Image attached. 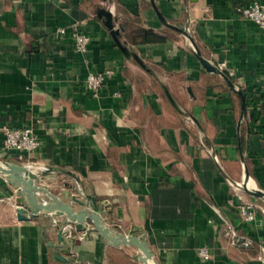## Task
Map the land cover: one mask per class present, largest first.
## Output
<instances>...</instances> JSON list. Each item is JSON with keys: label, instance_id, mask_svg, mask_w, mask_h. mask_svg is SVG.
<instances>
[{"label": "crops", "instance_id": "crops-1", "mask_svg": "<svg viewBox=\"0 0 264 264\" xmlns=\"http://www.w3.org/2000/svg\"><path fill=\"white\" fill-rule=\"evenodd\" d=\"M246 1L155 4L164 19L188 24L203 54L244 91L241 147L264 187V29L237 11ZM102 2L0 0V126H30L42 139L36 151L18 155L2 149L0 130V160L22 163L69 204L71 195L94 198L107 224L147 241L150 264H204L200 246L210 249L212 264H264V203L238 184L247 183L235 135L238 94L202 66L180 32L161 24L151 0H111L124 39L197 118L229 177L200 143L194 118L123 56L96 14ZM72 22L90 37L85 52L69 30L58 31ZM142 29L161 39L145 40ZM106 68L114 73L93 94L84 79ZM241 200L263 210L256 206L254 219L244 220ZM19 202L30 210L27 193L0 173V264H69L57 254L78 264H142L137 247L110 243L91 219L77 227L65 214L42 210L19 220Z\"/></svg>", "mask_w": 264, "mask_h": 264}, {"label": "water", "instance_id": "water-1", "mask_svg": "<svg viewBox=\"0 0 264 264\" xmlns=\"http://www.w3.org/2000/svg\"><path fill=\"white\" fill-rule=\"evenodd\" d=\"M102 1L103 2L96 8V14L108 29L109 33L111 34L117 46L119 47L123 56L127 60H131L135 62L144 71L149 73L154 79L157 80L169 103L180 114L186 116L188 119H189L188 117L189 115L193 117L195 120H197V118L194 117L192 114H190L188 111H187L188 115L182 111L181 109L182 106L180 105L176 97L173 95V93L171 92V90L163 80L162 76L153 67H151L148 63H146L139 56L137 51L133 49L124 39L122 35L123 26L121 23L117 21V18L113 13V9L111 7V0H102ZM151 2L155 6L156 13L161 24L167 28L180 32L185 37L189 47L198 57L202 66L209 72H215L219 74L223 78L225 84L232 91L238 94L240 99V114L236 123L235 135H236V142L239 152V161L241 164V179H246L251 191L259 196V199L257 200L259 202H264V187L259 185L256 179L252 176L251 171L247 165L245 154L242 150L241 142H240L241 129L243 124L247 120V108H246L244 91L230 77V75L225 70H223L218 65L214 64L211 61V59H209L207 56L203 54L199 45L194 39L188 24L182 25L164 19L161 16V13L159 12V9L155 4V0H151ZM193 123L197 127L200 143L211 155V157L215 161L218 170L222 174L229 176L223 169V166L219 160V157L215 149L210 143H207L206 136L205 133L202 131V128L195 122ZM0 173L5 175L6 180L9 182L10 187L14 191L19 190L23 193L29 194L27 196V203L31 206L29 211H26L20 202L17 205L16 213H17V218L19 220L31 219L42 210L57 211L60 214H65L70 221L76 222L77 227H81V225L85 223L86 218H89L93 221V228L97 230L103 237H105L107 241L115 245L128 244L137 247L141 252L140 259L142 260V264H150V261L152 260L153 256H152V251L150 250L147 244V241L144 240L141 236H135L134 234H132V232H123L107 224L103 218L102 211H100L101 210L100 206L97 204L94 198H90L89 196H87L86 200H83L75 195H71L72 202L71 204H69L67 201H63L60 197L57 196V194L49 191L44 185H42L38 176L31 169H29L22 163H13V162L0 160ZM39 193H42L44 195L46 201L41 200V197L38 195ZM68 196L69 194L66 191V197L68 198ZM74 203L82 206L81 209L75 210L73 207ZM241 203L242 204L249 203L254 206L260 207L259 203H257L256 201L241 200ZM69 229H70V225L66 223V225L62 227L59 237L61 238V233H66L67 231H69ZM57 256L66 263L78 264L76 261L68 257H65L61 254H57ZM263 256H264V248H263Z\"/></svg>", "mask_w": 264, "mask_h": 264}, {"label": "built area", "instance_id": "built-area-1", "mask_svg": "<svg viewBox=\"0 0 264 264\" xmlns=\"http://www.w3.org/2000/svg\"><path fill=\"white\" fill-rule=\"evenodd\" d=\"M240 15L253 20L264 29V0H247L245 4L236 7ZM69 30L76 50L85 52L90 41L89 35L81 30L78 22H72L67 26L58 27V31L63 33ZM114 73V69L89 71L84 79L86 88L93 94L99 92L107 78ZM2 132V149L22 155L31 153L42 144V139L30 126H12L9 123L0 126ZM255 207L245 203L239 206V214L244 220H252L255 217ZM196 254L204 264H212V252L207 246H200L196 249Z\"/></svg>", "mask_w": 264, "mask_h": 264}, {"label": "trees", "instance_id": "trees-1", "mask_svg": "<svg viewBox=\"0 0 264 264\" xmlns=\"http://www.w3.org/2000/svg\"><path fill=\"white\" fill-rule=\"evenodd\" d=\"M141 33H143L145 40L148 41H155L161 39V35H159V33L153 32L152 30L142 29Z\"/></svg>", "mask_w": 264, "mask_h": 264}, {"label": "bare ground", "instance_id": "bare-ground-1", "mask_svg": "<svg viewBox=\"0 0 264 264\" xmlns=\"http://www.w3.org/2000/svg\"><path fill=\"white\" fill-rule=\"evenodd\" d=\"M182 109V108H181ZM182 111L184 112V113H186L183 109H182ZM194 121L197 123V124H199V122H198V120H195L194 119ZM238 184H240V186H242L244 189H246L247 191H249L250 193H253L252 191H251V189H250V187H248V183H245V180L242 182V183H238ZM254 194V193H253ZM29 194L27 193V196H28ZM255 195H257V194H255ZM132 234H134V232H132ZM135 235V234H134ZM135 236H139V235H135Z\"/></svg>", "mask_w": 264, "mask_h": 264}, {"label": "rangeland", "instance_id": "rangeland-1", "mask_svg": "<svg viewBox=\"0 0 264 264\" xmlns=\"http://www.w3.org/2000/svg\"><path fill=\"white\" fill-rule=\"evenodd\" d=\"M260 204H263L264 202H259ZM259 209H262L263 210V208L262 207H260ZM264 211V210H263Z\"/></svg>", "mask_w": 264, "mask_h": 264}]
</instances>
